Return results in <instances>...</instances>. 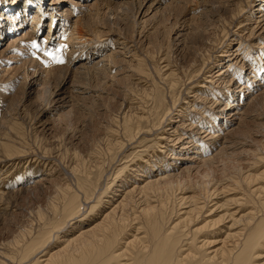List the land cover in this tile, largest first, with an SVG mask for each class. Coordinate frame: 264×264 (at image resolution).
Returning a JSON list of instances; mask_svg holds the SVG:
<instances>
[{"label": "bare ground", "instance_id": "obj_1", "mask_svg": "<svg viewBox=\"0 0 264 264\" xmlns=\"http://www.w3.org/2000/svg\"><path fill=\"white\" fill-rule=\"evenodd\" d=\"M69 1L70 3L72 1V5H68ZM92 1L93 0H0V40L5 38L4 40L8 39L10 41V44L5 50H1L2 45L0 43V59L8 53L12 54L11 57L8 58V61L12 58H17L16 55L20 56L25 54V57L32 56V58L36 57L38 61H43V65L51 64L50 66L54 68L46 69L49 71V76L52 72H54V74L55 72L63 74L59 82L57 81L60 86V90L58 91L59 94L56 93L57 91L53 94H56L61 101L69 103L70 97L64 92L63 86L71 81L70 78L73 75L79 78V76L86 77L90 75V73L92 74V72H95L98 76L103 77L108 74V68L119 63V60L115 57L119 54L118 52L121 51L113 50L110 54H107L108 46L101 49V51L104 52H100V49H95L93 46L96 37H100V35L105 37L103 38L105 41L102 45L110 43L109 39L111 41L112 39L116 41V45H123V43L119 42L120 36L118 33L110 27L112 22L107 21V23H104V30H101L103 28L100 27L99 22H95L97 16H100V3L102 2L105 4L107 9L113 10L112 12L108 10L110 12L108 14L112 15L115 12L114 15H116V19H118L120 15H128L133 26L137 25V17L141 14V10L146 3V0ZM202 1L205 2V8H202L201 13L199 12L198 14V11L201 10L200 1H195L193 9L194 16L204 19L205 24H203L205 26L208 24L214 25L213 17L215 16H221L222 21L227 25L244 16L247 17V21H249L250 15L245 12V9L246 6L251 3V0H245L237 4H234V0H201V2ZM228 13L230 14L229 17L227 16ZM258 13L257 19L254 20L255 26L257 27L254 28L252 25H241L237 33H230L231 38L227 40L228 44L237 41L236 45L239 51L243 47V41H241L244 39L243 37L247 38L246 42H250V38L259 28L262 30L264 29V4H258ZM29 15L32 16L31 25L28 29H24L27 27L25 25L27 24L26 19ZM46 17L50 19V28L54 23V19L59 18L60 29L57 32L56 43L52 42L51 32L47 33L43 40L40 41L39 39V34L42 32L41 22L42 19ZM22 30L23 32H20ZM203 32L198 31L195 37L193 34L191 35V33L189 34L186 31L183 33L179 31L175 34H177L180 44L182 41L186 44L187 40L193 37L194 43H191L193 45V51H201L203 48L206 49V44L210 41L208 38L207 41L205 40L206 36L204 34L205 32ZM245 32L248 35H243ZM38 40L40 42H38ZM33 41H35L36 46H41V52L35 50L36 47H33ZM130 42L133 43V41ZM263 43L264 41L261 42V44ZM123 48H125V46H123ZM244 48L245 49L242 51L248 56L251 53L252 47L247 46ZM179 50L183 52V43ZM49 53L51 55H49ZM210 55L207 59H210ZM53 56L62 58L63 63L55 62ZM134 57H136V55H134ZM32 58L30 62H32ZM133 61L135 60L133 59ZM105 62H107V66ZM164 62L166 64L165 68L168 69L170 65L169 60H165ZM181 63H184V61ZM225 64H227L226 68L222 69L219 75H225L221 79L226 80L227 83L224 90L218 91L220 93V98L217 99L213 96L211 99L212 103L218 105L215 106L216 112L210 114L211 118H207V123L209 125H207V127H200V125L194 127L191 125L190 127L192 129L187 132L180 129L181 132L178 130V127H176L173 130L171 129L172 131L168 134L171 138L176 136V141L182 140L183 143L179 144V151H177V153L181 152L180 154H174V158L172 157L173 159L169 163L167 162L163 165L164 168L162 169L160 167L156 169L155 167L159 166V164L163 162V159L157 158L155 161L153 160V162H146L147 167H144L145 175H143V171H141L144 164H139L136 169L137 175L134 179L136 181L138 180V176H144V180L141 183L134 182L132 185H129L131 186L130 189H123V195H121L122 199L111 211L109 210L110 212L104 215L101 222L80 232L71 239H64L63 236H59V232H64L66 229H63L67 227L70 221L80 218L82 211H84L85 207L88 205L87 201L93 194L89 195L91 189L86 187L85 183L78 181V188L83 191H81V194L85 199L83 204L82 196H80L81 194H79L76 189H72L73 187H58L55 194L57 198L61 197V204H58V206L54 202H51L48 207L49 211L47 212L39 208L36 215L42 222L40 229H37L38 231L35 233L30 227L19 229L17 235H15L14 239L8 245L11 252L13 251L15 254L1 252L0 264H264V171L260 174H254L250 171L253 165L264 164V156L259 155L257 160L254 159L252 160L253 162L250 161L252 162V164L249 165L251 167L241 164L238 159L240 157L237 158L234 152L229 153V147L226 145L229 142L228 136L233 135V133H235L233 132L234 130H229L230 125L223 129V126L228 125L226 119L231 114L230 112L234 111L235 115H243L246 114L249 108L255 103L260 100L264 101V84L262 85L261 83L264 81V46L258 50V53L255 54L252 60L236 52L234 58ZM235 65L238 67L236 68ZM42 70L43 69H41V71ZM233 70L235 71V75L230 74V71L232 72ZM41 71H35L34 78L36 81L44 82V73ZM135 71L137 72V77L134 80L135 82L132 81L128 90L131 92L137 91L141 94L140 96L149 98L152 101V106L157 111L154 112L153 120L150 123L151 127H155L157 124H160V121L158 122V109L164 106V92L159 91L157 88L153 90L145 89L144 91L138 89L141 79L147 75H152V73L146 66L142 65L141 61L135 62ZM246 71L247 73L249 71L247 75L245 74ZM192 72L195 73L196 70L193 71L192 69ZM158 74L159 78H163L165 82L164 85H167L168 89L173 92L178 85L179 78L177 75L174 74L171 69H168L164 73L159 72ZM46 75L47 76L44 78L45 80L49 77L47 72ZM59 76L61 75L59 74ZM98 76L96 75V77ZM234 77L241 79L238 81L240 84L238 91H234V89L231 90L235 82ZM246 77H248L247 80L245 79V82H242ZM210 84L212 83L210 82ZM204 85L205 84H202V86ZM1 86L0 110L3 109L2 102L7 96L5 90H3ZM28 87L32 88V83H29ZM210 87L211 86H206L205 90H211ZM44 90H48L47 92H50V95L52 94L48 87ZM206 91L202 92L205 96ZM86 93L87 92L83 94ZM209 95L212 96L211 94ZM238 96L241 100H237V102H243V106L233 105L234 107L232 108L231 104ZM204 98L208 100L206 97ZM126 106V109H124L123 96L120 106L121 110H119L121 114L120 116L118 115L119 117H117L116 121L112 119L114 123H117L119 128L116 131L107 133L108 138H106V143L110 152H114L115 150L119 152L123 151L124 146L128 142L131 144L132 141H135L144 128L145 118L143 114L134 113L133 111L140 109L135 108L131 102H128ZM124 110H128V112L124 113ZM180 110V115L178 114L179 117L183 118L187 115L185 112L187 109L185 111H183V109ZM227 110L229 111L225 113ZM3 111L5 110L3 109ZM218 115L224 116L223 118H218ZM9 116L11 117V114L8 115V118ZM155 121H157V123H155ZM180 122L181 124H185L186 120L180 119ZM190 124H192L191 121ZM195 130H198L197 133H194ZM203 134L204 137L201 136ZM0 146L5 155L9 158L18 157V155L21 154V151L14 146V142L10 139L4 142L2 141ZM262 148L264 150V144ZM172 149H174V147H172ZM178 160H182L179 162L183 164L182 166L176 167V165H178ZM34 161L35 163H41L42 160L35 158ZM217 161L222 163V173L220 177L222 179L220 180L212 178L211 175L213 166L217 164ZM95 163L96 162H94V164ZM194 163L198 165L194 166ZM95 165H97V163ZM167 167L169 168L166 169ZM202 168L206 169L204 175L201 176L202 180H205V182H197L195 187L196 191H194L193 187L189 185L190 176L193 174L192 172L196 170L197 173L199 172L198 174H203L201 173L202 171H200ZM53 169V167H50V171L47 173L49 177H51L49 173H51ZM157 171L159 172L153 174V172ZM37 172L38 169L36 165H33L30 168L29 174H37ZM73 172H79V167H74ZM49 181L48 176L41 178L37 181L38 183H34V191L44 187ZM121 183L123 186L128 185L124 182ZM247 192L254 196V204L251 209L249 208V212L244 213L243 208L249 203L245 198ZM138 195L141 196L135 199ZM3 197L4 195H0V200L4 201ZM169 197L178 198V200H176L178 201L176 207H181L180 210H176L174 207H167ZM102 202L101 197H99L96 203L90 206L88 213L90 217L87 220L88 222L95 219L94 215L97 205ZM211 203L212 205H210ZM204 214H206L205 217H203ZM132 215L137 216L133 218ZM130 217L133 218V220H131ZM81 219L77 223L75 222L76 224H73V228L80 227L83 223ZM140 219L141 227L137 230L134 229L137 234L134 233V235H132L133 239L128 241L127 239L129 238L126 237V239L125 236L128 234L127 232L130 231L128 228L132 225L131 221L139 222ZM70 227H72V225ZM139 233H142L143 236L138 237ZM65 234L67 235L68 232H65ZM53 238H55L54 242H52ZM59 242H64L62 243L63 246L60 245L61 247L58 246L56 249H53L54 251L52 250V253L47 257V254H49L48 249L53 248ZM45 256L47 258H43Z\"/></svg>", "mask_w": 264, "mask_h": 264}, {"label": "rangeland", "instance_id": "obj_2", "mask_svg": "<svg viewBox=\"0 0 264 264\" xmlns=\"http://www.w3.org/2000/svg\"><path fill=\"white\" fill-rule=\"evenodd\" d=\"M195 1H200L199 4L201 6H199L201 10L198 11L199 14V12H202V8H205V2L202 1V3L201 0H146V3L141 10V14L137 17V25L135 26L131 24L128 15H120L118 19H116V15H114L115 12L112 15L108 14L113 10L107 9L106 5L101 2L99 7L100 16H97L95 22H99L100 27L103 28L101 30H104V23H107V21L114 22L113 24L111 23L110 27L118 33L120 36L119 42L123 43V45H116V41H113V39L112 41L109 39L110 43L102 45L105 41L103 38L105 37L100 35V37H96L93 46L95 49H100V52H104L101 51V49L108 46L107 54H110L113 50L121 51L118 52V55L120 56L117 55L115 57L119 60V63L108 68V76H98L95 72H92V74L90 73V75H87L86 77L79 76V78H76L75 75H73L71 77L72 79L70 78L71 81L69 80L70 82L63 86L64 92L70 97L69 103L61 101L56 94H53L56 91V93L59 94L58 91L60 90V86L58 85V82L63 74L58 72H55L54 74V72H52L49 76V71L46 69L54 68L53 66H50L51 64L43 65V61H38L36 60V57L32 58V56H26V58L25 54L20 56L14 54L17 58H12L8 61V58L12 55L8 53L0 59V86L2 85L1 88L5 90V94L7 95L2 102V107L5 111H3V109L0 110V145L2 141L4 142L5 140L10 139L14 142V146L21 151V154L18 155V157L9 158L5 155L0 146V195H4V201L0 200V253H14L13 251L11 252L8 245L14 239L15 235H17L19 229L30 227L34 233L40 229L42 222L38 219L36 212L39 208L45 212L49 211L48 207L51 202H54L56 205L61 204V197L57 198L55 194L58 187H73L72 189H76L79 194H81L82 190L78 188V181L85 183V186L91 189L89 195H93L87 201L88 205L85 207L84 211H82L80 218L70 221L67 227L63 229L66 230L64 232H59V236H63L64 239H71L77 236L80 232L93 227L101 222L104 215L110 212L122 199L121 195H123V189H130L131 186L129 185H132L134 182L141 183L144 180V176H138V180L136 181L134 179L137 175L136 169L139 164H144L141 171H143L142 174L145 175L144 167H147L146 164L148 162H153V160L155 161L157 158L163 159V162L155 167L156 169H159L158 167L162 169L164 168L163 165L167 162L169 163L174 158V154L181 153H177V151H179V144L183 143L182 140L180 139L179 141H176V136L171 138L168 135L174 128L178 127V130L181 129L182 131L187 132L192 129L190 127L191 125L194 127H197L198 125H200V127H207V125H209L207 123V118H211L210 114L216 112L215 106L218 105L212 103L211 99L213 96L219 99L220 93L218 91L224 90L227 83L226 80L221 79L225 75H219L221 70L226 68L227 64L225 63L233 59L236 52H239L242 56L245 55L246 57H249V60H252L255 54L258 53V50L264 46V43L261 44V42L264 41V29L262 30L260 28L250 38L251 43L246 42L247 38L243 37L244 39L241 40L243 41V47L239 51L237 50V41L232 44H228L227 42V40L231 38V34L237 33L241 25H252L254 28L257 27L255 26L254 20L257 19L256 17L259 14L258 4H264V0H251V3L246 6L245 12L250 15L249 21H247L248 18L244 16L227 25L224 24L225 22L222 21L221 16H215L213 17L214 25L208 24L209 26L204 25V19L194 16L193 6L195 5ZM236 1L234 0V4L245 0ZM69 4L72 5V1L71 3L69 1L68 5ZM227 16L229 17L230 14L228 13ZM26 21L27 24L25 26L27 27L24 29L30 27L32 16H27ZM59 23V18H55L54 23L50 28L49 17L42 19V32L39 34L40 41L45 38L47 33L51 32L52 42L56 43L57 32L60 29ZM23 30L20 32H23ZM179 31H182V33L186 31L189 34L191 33V35L193 34L194 37L198 34V31H204L205 33H203L206 36L205 40L207 41L208 38L210 41L206 44V49L203 48L201 51H193L192 44L194 43V40L193 37H191L187 40L186 44L182 41L184 50L181 52L179 49L182 43L180 44L178 41L179 38H177V34H175ZM245 34L248 35L246 32L243 35ZM4 39L0 40L2 45L1 50H5L10 44L8 39ZM40 41L38 40V42ZM130 41H133V43ZM123 46H125V48H123ZM247 46L252 47L251 53L248 56L242 51L245 49L244 47ZM35 47V50L41 52V46ZM133 54L136 55V57H134ZM209 55L210 59H207ZM31 58L32 62H30ZM133 59L135 61H133ZM165 60H169L170 65L168 69H171L179 78L178 85L173 92L168 89L167 85H164L165 82L163 81V78H159L158 76L159 72L164 73L168 70L165 68ZM137 61H141L142 65L146 66V68L152 73V75H147L141 79L138 89L144 91L145 89L153 90L154 88H157L159 91L164 92V106L163 108L158 109V122L160 121V124H157L155 127H151L150 123L153 120L154 112L157 111L153 108L152 101L149 98L140 96L141 94L137 91L131 92L128 90L132 81L135 82L134 80L137 77V72L135 71V62ZM183 61L185 64L181 63ZM26 62H30L31 65ZM105 63L104 64L107 66V62ZM235 67L237 68L238 66L235 65ZM40 68L43 70L41 71ZM192 69L193 71L196 70V72L193 73ZM34 70L43 72L44 78L47 76V72L49 77H47L46 80L43 78L44 82L42 80V82L36 81L34 78ZM248 73L247 71L245 72L246 75ZM59 74L61 76H59ZM95 74L99 78L96 77ZM230 74L235 75V71H230ZM237 78L238 77H234L235 82L231 90H239L240 84L238 81L241 79ZM247 78L248 77L244 78L242 82H245V79L247 80ZM210 82L212 84H210ZM29 83H32V88L28 87ZM201 83L205 85L202 86ZM261 83L263 85L264 81ZM206 86H211V90L206 91ZM43 87L44 89L48 87L52 94L50 95V92L48 93V90H44ZM205 91L206 96L202 93ZM85 92L87 93L83 94ZM123 96L124 109H126V104L128 102H131L135 108L140 109L133 111L134 113L143 114V117L145 118L143 130L145 131L142 130L141 134L135 139V141H132L131 144L129 142L127 144L125 143L126 145L124 146L123 151L119 152L115 150L114 152H110L106 143V138H108L107 133L116 131L119 128L117 123H114L112 119L116 121L117 117L121 114L119 113V110H121L120 106ZM238 97H236L235 101L231 104L232 108L234 107L233 105H241L240 107L243 106V102H237V100H241V98ZM180 109H183V111L187 109L185 111L187 115L183 118L179 117ZM228 111L229 110L225 111V113ZM126 112H128V110H124V113ZM230 113L231 114L226 119L228 125L223 126V129L230 125L229 130H234L233 132L235 133L228 136L229 142L226 145L229 147V153L234 152L237 158L240 157L238 159L241 164L249 166L252 164V160L258 159L259 155L264 156V150L262 148V145L264 144V101L260 100L255 103L249 108L246 114L235 115L234 111ZM10 114L11 117L9 116L8 118V115ZM223 116L224 115H218V118H223ZM180 119L186 120L185 124H181ZM187 119L190 120L192 124H190V121ZM155 123H157V121H155ZM197 131L198 130H195L194 133H197ZM201 136L204 137V134ZM172 147H174V149H172ZM75 154L77 158L75 157ZM35 158L41 159V163H35ZM179 161L182 160H178V165H176V167L182 166L183 163ZM94 162H96L97 165H95L96 163L94 164ZM221 164V162L217 161V164L213 166L211 174L212 178L219 180L222 179L220 178L222 173ZM33 165H36L38 172L37 174H32V176L29 172ZM195 165L198 164L194 163V166ZM50 167L54 168L53 171L49 173L51 174V177L47 174L48 171H50ZM74 167H79V172L74 173ZM168 168L169 167L166 169ZM263 168L264 164H256L253 165L250 171L254 174H260L264 171ZM205 170V168L200 170L203 174H198L199 172L197 173V170L192 172L193 174L190 176L189 185L193 187L194 191H196L195 187L197 182H205L201 177L204 175ZM158 172L159 171L153 172V174ZM45 176H48L50 181L47 182L44 187L34 191L33 185L38 183L37 181ZM121 182L128 185L123 186ZM80 196H82V202L84 204L85 199L82 194ZM139 196L141 195H138L135 199ZM99 197H101L103 202L97 205L94 215L95 219H92L93 222L92 220L91 222H88L87 220L90 217L88 215L89 208L96 203L97 198ZM253 197V195L247 192L245 198L249 203L243 208L244 213L249 212L252 208L254 204ZM176 200H178V198L169 197L167 207H174L176 210H180L181 207H176V204H178V201ZM210 205H212V203ZM205 215L206 214H204L203 217H205ZM132 216L135 218L137 215ZM133 218H131V220H133ZM80 219L83 221L80 227L73 228V224L75 222L77 223ZM140 223L141 219L139 222L131 221L132 225L129 227L130 229L128 228L130 231H128V234L125 236V238H129H126L128 241L133 239L132 235L136 233L135 230L141 227ZM71 225L72 227H70ZM65 232H68V234L66 235ZM141 236H143V234L139 233L138 237ZM54 241L55 238L52 239V242ZM62 243L64 242H59L53 248H49V254H47V257L52 253L53 249H56L60 245L63 246ZM47 257L45 256L43 258Z\"/></svg>", "mask_w": 264, "mask_h": 264}, {"label": "snow or ice", "instance_id": "obj_3", "mask_svg": "<svg viewBox=\"0 0 264 264\" xmlns=\"http://www.w3.org/2000/svg\"><path fill=\"white\" fill-rule=\"evenodd\" d=\"M36 45H35V41H33V47H35ZM49 55H51L50 53H49ZM53 60L55 61V62H57V63H63V59L62 58H60V57H58V56H53Z\"/></svg>", "mask_w": 264, "mask_h": 264}]
</instances>
